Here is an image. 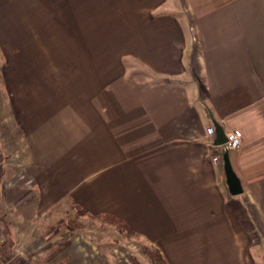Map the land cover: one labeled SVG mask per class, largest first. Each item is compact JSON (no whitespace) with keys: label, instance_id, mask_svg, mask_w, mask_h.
<instances>
[{"label":"crops","instance_id":"0c3cea01","mask_svg":"<svg viewBox=\"0 0 264 264\" xmlns=\"http://www.w3.org/2000/svg\"><path fill=\"white\" fill-rule=\"evenodd\" d=\"M0 58L11 264H139L65 207L125 225L147 264H264V0H0ZM213 124L241 134L238 196Z\"/></svg>","mask_w":264,"mask_h":264},{"label":"rangeland","instance_id":"374dc122","mask_svg":"<svg viewBox=\"0 0 264 264\" xmlns=\"http://www.w3.org/2000/svg\"><path fill=\"white\" fill-rule=\"evenodd\" d=\"M2 62L0 58V63ZM2 117L0 115V123H2ZM3 138V139H2ZM0 140L3 142L5 148L9 149L10 152H12V157L16 158V150H17V143H19L20 139L16 137L14 134V127L12 125H6V124H0ZM64 213L66 217H63L64 224L68 227L75 228L79 231L86 232L91 238L93 239H99L103 240L106 244H113L116 243L117 245H122V249L120 251L124 254H129L130 257L137 258L139 264H147L145 255L143 253H146V250L144 247L141 249L139 247H135L134 245L129 243V239H127L123 233H120L116 227L109 222L104 221L103 219H87L83 216H81L79 213L72 210V214L69 213L68 208L65 207ZM3 234L5 237V234L2 230H0V234ZM6 239V238H5ZM7 242L4 244V250L6 247ZM156 252V251H155ZM5 255V251H3ZM253 257H256V254L252 253ZM152 258V264H159L157 263L158 260H156V256ZM161 261V260H160ZM11 264V261L10 263ZM151 264V263H149ZM161 264H165L162 263Z\"/></svg>","mask_w":264,"mask_h":264},{"label":"water","instance_id":"95a60500","mask_svg":"<svg viewBox=\"0 0 264 264\" xmlns=\"http://www.w3.org/2000/svg\"><path fill=\"white\" fill-rule=\"evenodd\" d=\"M213 127L215 130L214 145L222 146L221 160L228 192L231 196H238L243 193V187L240 178L234 171L233 166L231 165V161L229 158V150L225 145V133L219 125L213 124Z\"/></svg>","mask_w":264,"mask_h":264},{"label":"built area","instance_id":"2783aa9c","mask_svg":"<svg viewBox=\"0 0 264 264\" xmlns=\"http://www.w3.org/2000/svg\"><path fill=\"white\" fill-rule=\"evenodd\" d=\"M207 135L211 138L214 135V128L212 126L207 128ZM226 142L225 145L227 146L228 150H237L242 144V137L238 130H231L229 133L225 135ZM217 148H221L222 146H216ZM221 160L220 152L218 153V156L213 158V162L217 163ZM6 242L5 237L3 234H0V264H9L10 259L6 257L3 253L4 244Z\"/></svg>","mask_w":264,"mask_h":264},{"label":"trees","instance_id":"16d2710c","mask_svg":"<svg viewBox=\"0 0 264 264\" xmlns=\"http://www.w3.org/2000/svg\"><path fill=\"white\" fill-rule=\"evenodd\" d=\"M104 221L109 222L110 224L114 225L116 227V229L120 232L123 233L124 236L128 239L131 238L130 236H133L130 232V230L123 224L119 223L118 221H116L113 218H109V217H103L102 218Z\"/></svg>","mask_w":264,"mask_h":264}]
</instances>
